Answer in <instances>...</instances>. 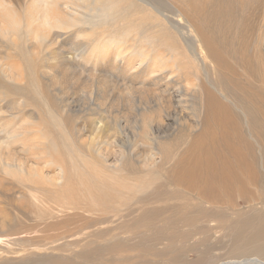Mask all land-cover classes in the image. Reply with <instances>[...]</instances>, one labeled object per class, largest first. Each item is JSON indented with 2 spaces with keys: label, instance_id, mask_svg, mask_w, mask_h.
Instances as JSON below:
<instances>
[{
  "label": "rangeland",
  "instance_id": "rangeland-1",
  "mask_svg": "<svg viewBox=\"0 0 264 264\" xmlns=\"http://www.w3.org/2000/svg\"><path fill=\"white\" fill-rule=\"evenodd\" d=\"M114 2L86 20L87 33L94 39L100 29L103 43L134 37L131 50L163 64L170 86L141 74L112 84L117 72L105 66H89L99 71L90 81L70 63L77 51L62 49L61 67L71 69L52 65L58 84H50L37 65L45 68V49L33 55L22 43L16 54L9 44L0 52L20 75L0 72V139L7 117L15 127L29 121L24 142L49 162L40 161L43 179L0 169V264H181L205 253L214 264L233 257L229 231L243 240L264 223V151L254 142L264 148V0L153 2L202 51L197 58L163 19ZM69 41L83 51L84 36ZM15 145L14 157L33 167L37 160ZM151 152L155 162L142 167Z\"/></svg>",
  "mask_w": 264,
  "mask_h": 264
},
{
  "label": "bare ground",
  "instance_id": "bare-ground-1",
  "mask_svg": "<svg viewBox=\"0 0 264 264\" xmlns=\"http://www.w3.org/2000/svg\"><path fill=\"white\" fill-rule=\"evenodd\" d=\"M130 1H131V4L133 3V4L141 6V8L147 11L149 15H152L154 17L158 16L161 19H163L164 22L169 25V28H171L177 34V36L183 41V43L185 41L186 52L188 53L187 55H189V58H194V57L197 58V56L201 55L202 51L200 49L198 50L194 48L191 42L186 39V37L184 36L180 28L170 23L169 20H167L168 17L166 18L167 15L165 16L163 12H161L160 9L156 7V5L153 3L156 1L159 3L162 0H130ZM106 8L107 9L109 8L108 11L115 10L114 0H0V52L4 51L3 49H5L6 46H8L9 44V45H13L14 47L9 48V47H12V46H9L8 50L11 49V51H13V53L16 54L17 49L19 48L20 50L19 45L21 44L22 46V43L26 47L24 49L33 55H38L39 53L41 54V50L45 49L48 52V55H47L48 58H46L44 61L45 68L42 66L40 61L37 65L39 69L44 70V71L42 70L43 72L41 71L42 75H45L50 78L49 80L50 84H58V82L55 81L56 77H54L55 76L54 74L56 73L55 70L57 69H55L56 67L52 65H56V66L58 65L57 67L60 69L61 67L60 60L62 59V57L60 56V54L62 55V53H60L61 49L63 51L64 50L66 51L71 50V52L77 51L78 54L75 56L74 62L72 61L70 62L69 59L68 60L64 59V61L75 64V60H77L76 62L78 64H75V65L87 70L89 73L88 79H90V81H93V82H97V77H99V75H97V72L99 71L93 73L88 70L89 66L93 68L105 66L104 68H108L111 73L115 74L117 72L116 75L112 76V78H115L113 79V81H110L112 82V84L121 79L122 81H126V80L128 81L132 77L138 76L139 74H141L145 78L143 81L144 83H146L147 76L154 78L153 86L160 85L158 83H160L163 80L166 82V78H164L165 76L159 73L164 69L163 64H159L155 62L154 60L152 61V59H150L149 62L151 63L148 65V63L145 62L146 58L149 57V55H145L147 52L145 53L141 51L134 52L131 50L132 48L131 42L134 43L133 41L134 37H132L131 41L126 40L125 42L124 41L123 42H119V41L109 42L107 40V42L103 43L102 41H100L101 36L103 35L102 34L103 31L100 32L99 31L100 29L98 30V34L96 33L98 36L94 37V39H92L93 34L87 33V31L89 30H87L84 27V24L88 23L86 20L90 19V22H91L93 18H96L99 16L102 17L104 13H101V12H103ZM92 26H94V24ZM93 28L94 27H92V29ZM95 30L96 29L94 28V30L92 31H95ZM135 32L137 33L136 30ZM82 35L84 36V45L80 47L83 48V51L79 52L78 50L79 47H77L76 41L70 42L69 40L77 39V38L83 39ZM137 35L139 34L137 33ZM21 39L25 41L23 42ZM20 41L22 42L20 43ZM146 45L147 44H143L141 48H144L143 50H147ZM74 55H75V52H74ZM128 57H129L128 60L130 61L126 60ZM123 61L127 62L126 64H124L125 66L122 65ZM11 66L7 63H3L0 58V72L4 76H7L8 78L16 80V78L18 79L20 75L16 72L15 70L16 68L14 69ZM68 67H69L68 64L64 63V66L61 67V70L66 69L68 71L69 69H71V67L70 68ZM106 72L108 71L106 70ZM105 78H108V77L105 76ZM137 78H139V76L130 82L131 83L138 82ZM63 81L67 82V79L64 78ZM103 82L104 80H101V83ZM131 85H134V84H131ZM186 85L188 86L189 84H186ZM169 86L170 84L166 82L164 84V87H165L164 91H167ZM140 87L143 90L133 91L134 89L129 90L130 87L127 86L125 88V91L129 94H136L138 92L148 93L146 86L145 87L140 86ZM172 89H175V88L173 87ZM213 91L216 93L215 95H219V93H217V91H215L214 89ZM212 94L214 95V93ZM171 95L178 105L183 103L181 102V100H178V98L180 97L179 93L177 95H173V94ZM181 97H184V95ZM13 105L12 106L14 108L10 107L12 111H14L15 109V104ZM16 106H18V104ZM5 110L4 112H6ZM11 110H8V111H11ZM7 113L9 114L10 112H7ZM12 115H14L13 112H12ZM11 118L13 119V117ZM6 120L7 121H5L1 126V129L5 132L6 137L0 139V169L1 167H4V165H5V168H9L11 166V167H14V169L16 168L18 172L24 173L27 176L38 178V179L39 177L42 178V174H41L42 167H44V165H47V164L49 165V162L46 161V158L44 157L43 153L35 152L33 150V145L24 142L25 134L28 135L29 133L28 130H31L30 128H27V124L31 125L32 123L29 121L28 123L24 121L25 123L23 124L20 123L21 126L15 127L16 125L14 126L12 124L13 120H11L10 117L9 119L7 117ZM143 124L145 126L142 128L140 132L141 137L146 136L147 131H149L147 128L148 125L146 124L145 121L143 122ZM22 129H24V131ZM115 134H118V130H115ZM152 140L155 141L156 139H152ZM258 141L255 140L254 142H256L259 149H262V151H264V148L259 146ZM107 143L108 142H106V144ZM15 144H19L18 146L20 145L22 146L20 148L22 152L26 153L28 158H31V160L32 159L37 160V163H35L33 167L29 166V168H26L25 163L23 162L22 164L20 163V159L18 158V155L14 157L15 154H13L12 146L14 147ZM263 153H262L261 159H264ZM155 155L156 153L151 152L148 156L143 157L140 161L142 167H147L151 165L152 163H154ZM26 160H27V164L31 162L29 159H26ZM40 161H42L44 165L40 164ZM32 164L33 163L31 162V165ZM48 165L47 167H49ZM39 167L41 169H38ZM152 167H155V166H152ZM62 171L63 170L58 169V173L56 176L57 179L55 180H58L61 178L63 174ZM192 212H195L194 208ZM218 229H222V228H219L218 226L217 230ZM231 232L232 231H229L228 234L226 235L228 236L229 239H231L229 241V244L226 242L227 243L226 246H230L233 248L232 250L234 252L233 257L230 258V260L214 261L215 262L214 264H264V258L260 257V255H264V223L259 228L258 227H254V229L249 228L250 234L248 237L244 238L243 240L240 239V235H241L240 232H237L235 234L233 233L234 232L233 231L232 232L233 235L231 234ZM226 236L224 234L223 238H226ZM154 237L155 236H153V238ZM245 252L249 253L251 256H244L238 259L235 257L236 255H239ZM174 261L175 262L177 261L176 257L173 258V262ZM212 261H213V257L205 253V254L199 255L193 261L185 262V263L183 262L181 264H210Z\"/></svg>",
  "mask_w": 264,
  "mask_h": 264
}]
</instances>
